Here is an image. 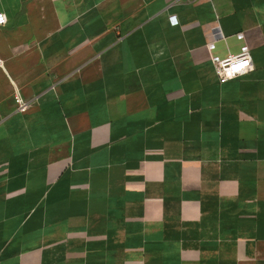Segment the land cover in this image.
Segmentation results:
<instances>
[{
	"label": "crops",
	"instance_id": "0c3cea01",
	"mask_svg": "<svg viewBox=\"0 0 264 264\" xmlns=\"http://www.w3.org/2000/svg\"><path fill=\"white\" fill-rule=\"evenodd\" d=\"M0 13V264H264V0Z\"/></svg>",
	"mask_w": 264,
	"mask_h": 264
},
{
	"label": "built area",
	"instance_id": "2783aa9c",
	"mask_svg": "<svg viewBox=\"0 0 264 264\" xmlns=\"http://www.w3.org/2000/svg\"><path fill=\"white\" fill-rule=\"evenodd\" d=\"M171 24L176 25L175 17H171ZM6 17L0 13V27L6 25ZM237 39L243 40V35L238 34ZM214 49V44L210 42L207 44V50L211 52ZM210 61L213 66L214 74L218 81L224 82L248 75L253 70L252 57L249 48L243 45L241 51L237 55L228 56L225 59H220L216 56L210 55ZM2 61L0 60V68ZM16 109L22 112L26 109V103L22 101L19 96L14 97Z\"/></svg>",
	"mask_w": 264,
	"mask_h": 264
}]
</instances>
